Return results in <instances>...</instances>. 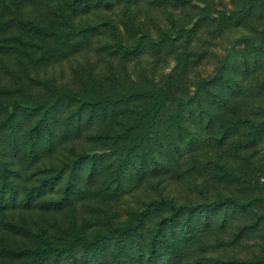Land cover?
Segmentation results:
<instances>
[{
    "label": "rangeland",
    "instance_id": "1",
    "mask_svg": "<svg viewBox=\"0 0 264 264\" xmlns=\"http://www.w3.org/2000/svg\"><path fill=\"white\" fill-rule=\"evenodd\" d=\"M65 90L138 93L46 106ZM1 189L0 264L70 233L56 264H264V0H0ZM226 196L255 204L189 219L151 204Z\"/></svg>",
    "mask_w": 264,
    "mask_h": 264
},
{
    "label": "trees",
    "instance_id": "2",
    "mask_svg": "<svg viewBox=\"0 0 264 264\" xmlns=\"http://www.w3.org/2000/svg\"><path fill=\"white\" fill-rule=\"evenodd\" d=\"M179 1H190V0H179ZM20 23H26L31 25L32 27L38 28V26L36 24H34L35 22L31 21V20H27V19H19ZM259 42H255L253 39L251 40V44H253V46L255 47V45H257ZM127 51H130V47H125ZM211 82H213V78L211 79H202L199 83L201 86L205 87L207 85H209ZM136 92L135 90H131L128 92H125L119 96H100V97H92L90 95H86V94H78L74 91L71 90H65V91H61V92H53V96L52 98H50V100L48 102H46V106L47 107H51L54 106L55 104H57L60 101V98L62 96H66L68 97L69 100L71 99H77L79 100L81 103V107H83L85 104H90V105H100L102 110H107L110 106V104H114L116 105L119 101H121L122 99H124L125 101H127L129 99V97H131L132 95H134ZM201 93V90L198 91L196 94L192 95V98H196L199 96V94ZM173 97L174 99H177L176 96L171 92V91H166L163 92V98L165 97ZM191 99H185V98H181L178 99L180 106L182 107H186V108H191ZM26 106H30V104H27L26 102L23 103ZM34 107V106H33ZM209 115V119L212 118L211 113H208ZM145 116V115H144ZM147 119H144L143 117H141L139 119V122L137 124V126H141L138 130H137V134H138V138L140 140H146L150 138V133H152V126L155 127V122L152 119V116L149 117V120L145 121ZM210 121V120H209ZM138 168V167H137ZM75 172V170L73 171ZM11 189H13V187H9ZM13 192V191H12ZM4 193V189H1V195L2 196ZM151 204L154 205H159V204H167L168 206L171 207V209L173 210V213L175 215L179 214L181 212V210H184L186 212V217L189 219L190 217H192L195 213H196V208H199L198 210L202 213H204L206 215V217L209 216V212L216 209L217 207L221 206V205H227V204H231L232 206H242V205H246V206H252L253 204H255L254 201H241L238 199H235L231 196H226L222 199H218V200H214V201H210V202H203V203H198L196 205H189V204H177L172 198H161V199H154L151 201ZM192 220L187 221L186 222V231L190 232L192 229ZM129 227L128 226H122L119 228V230L122 231H126L128 230ZM124 231V232H125ZM156 236H159V240L161 242H165V240L167 239V236L163 233H161L160 231H158L156 233ZM164 236V237H163ZM84 236L80 233H70L67 238L66 241L64 243V245L61 246H57L54 245L53 243H51L50 241H47L43 246H39L36 248L32 249V253H33V257L32 259L29 261L28 264H43L42 260L45 257H50L52 258L51 264H56V260H57V256L61 255L62 252H66L67 255L72 256L73 254V247L74 244L80 240L83 239ZM91 244L93 245V247L96 249L97 252V256H102L103 253V249L102 247H100L99 242L95 241V239H92ZM155 246V243H154ZM111 249L116 253L119 251V243H113L111 246ZM153 249L150 250L149 253H152ZM150 260H153V257L149 258ZM71 264H78L75 259H72ZM97 264H106L104 261H99V263ZM119 264H124L123 261L119 260ZM148 264H154V262H149Z\"/></svg>",
    "mask_w": 264,
    "mask_h": 264
}]
</instances>
